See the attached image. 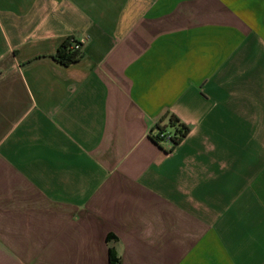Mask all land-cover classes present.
I'll use <instances>...</instances> for the list:
<instances>
[{"label": "crops", "instance_id": "crops-1", "mask_svg": "<svg viewBox=\"0 0 264 264\" xmlns=\"http://www.w3.org/2000/svg\"><path fill=\"white\" fill-rule=\"evenodd\" d=\"M110 247L264 264V0H0V264Z\"/></svg>", "mask_w": 264, "mask_h": 264}, {"label": "trees", "instance_id": "trees-1", "mask_svg": "<svg viewBox=\"0 0 264 264\" xmlns=\"http://www.w3.org/2000/svg\"><path fill=\"white\" fill-rule=\"evenodd\" d=\"M81 47H82V43L75 36H68L59 45L56 52L53 55H50V57H52L57 62L68 66L84 58L85 54L81 49ZM41 57L44 56L40 55L35 57V59ZM167 126H172L174 128L172 132L169 131L173 133L172 141L174 145L178 144L182 140V138H184L189 132V127L184 122L180 121V119L176 115L171 114L169 116V121L167 125L164 126L158 125L157 128L154 131H152L151 137L155 141L160 142L161 139L159 138V133L167 132L166 130ZM108 239L109 240L113 239L111 234L108 236ZM109 262L110 264H120V259L113 247L109 248Z\"/></svg>", "mask_w": 264, "mask_h": 264}, {"label": "built area", "instance_id": "built-area-1", "mask_svg": "<svg viewBox=\"0 0 264 264\" xmlns=\"http://www.w3.org/2000/svg\"><path fill=\"white\" fill-rule=\"evenodd\" d=\"M172 137H173V133H171V132H161V133H159V138L161 139L160 142H167V143L170 144V147H172L174 145V143L172 141Z\"/></svg>", "mask_w": 264, "mask_h": 264}]
</instances>
